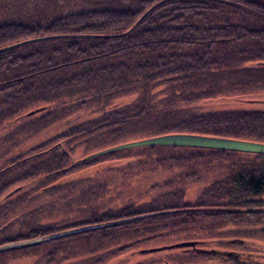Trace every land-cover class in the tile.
Listing matches in <instances>:
<instances>
[{
  "label": "trees",
  "instance_id": "16d2710c",
  "mask_svg": "<svg viewBox=\"0 0 264 264\" xmlns=\"http://www.w3.org/2000/svg\"><path fill=\"white\" fill-rule=\"evenodd\" d=\"M14 3L4 0L0 4V50L5 48L0 51V129L17 125L18 130L25 120L29 126H22L23 135L31 130L38 132L44 125L56 121L51 117L52 104L64 115L62 111L81 107L88 99L99 106L106 104L108 109L94 121L51 136L28 152H15V144L21 145V142L13 141L14 133L0 138V246L131 218L134 220L119 226L77 234L127 227L125 230L133 229V236L148 234L141 241L136 239L140 236H135L130 245L140 247L138 244L149 240L156 231L154 223L167 220L174 226L189 229L196 225L195 219H203L209 223L206 230L210 232L228 226L264 225V154L193 147L138 148L187 152L186 158L190 161L207 157L209 162L225 158L230 161L226 162L225 180H216L207 186L194 207H182L179 203L182 193L174 192L175 206L171 208H159L152 201L148 205L115 210L80 211L76 220L69 216L65 222L60 219L55 223L51 221L53 218L38 216L42 210L36 207L43 195L59 194L64 188L67 192L79 188L82 183L78 180L62 183L61 178L97 160H68L70 153L64 140L72 143L94 134L102 137L106 134L116 141L130 135L149 138L184 133L264 143V109L202 115L181 109L193 101L264 90V0H154L150 5L148 0H142L132 6L121 0L117 8L81 7L56 15L46 10L48 14H41L39 18L18 13ZM9 5L12 11H5ZM130 94L135 96L130 103L107 104ZM37 104L42 106L31 110ZM178 156L171 155L181 163L182 158ZM87 192L92 190L80 191ZM64 196V205L75 212L80 203L76 191L64 192ZM164 196L160 199L170 198L171 194ZM86 198L88 194L82 200ZM23 204L35 205V209L31 208L30 213L21 212ZM187 207H196V210L190 212ZM142 227L143 232L136 230ZM199 229L204 230L203 224ZM246 231L249 236L264 237L263 227ZM229 234L230 240L239 242L234 245L244 251L232 252L226 257L199 240L191 254L184 252L183 260L213 256L228 264H264V253H255L260 248L254 238L246 241L237 232ZM213 240L227 245L223 237ZM13 250L3 251L0 256Z\"/></svg>",
  "mask_w": 264,
  "mask_h": 264
},
{
  "label": "rangeland",
  "instance_id": "374dc122",
  "mask_svg": "<svg viewBox=\"0 0 264 264\" xmlns=\"http://www.w3.org/2000/svg\"><path fill=\"white\" fill-rule=\"evenodd\" d=\"M2 1L4 0H0V4H2ZM11 1L17 3V6L14 5V8H16L15 10L18 13L34 16L37 15L36 17L39 18L41 14H48L45 12L46 10H48L51 15H56L67 13V11H75L81 7V9L87 10L99 8L110 9L111 7L117 8L116 5L121 0ZM126 1H128L129 6H132L140 3L142 0ZM153 1L154 0H148V5ZM6 9L7 10L5 11H12L10 5L8 8L6 7ZM133 100H135V96L130 94L125 95V97L114 98L107 104L114 105L120 101L124 104L125 102L130 103ZM85 102V105L76 109L73 108L74 110L62 111L65 112V115L56 111L55 109L57 106L52 104L51 112L53 114L51 113V117H55L56 121L51 125H44V128L40 129L38 132H33L31 130L29 134L23 135L22 132H25V128L22 126H29L24 120L23 125H20L18 130L15 129V126L17 125H11L5 130L0 129V138L6 137L8 133L12 132L15 134L12 135L13 141H15V143L21 142V145L15 144V152L19 153L20 150L22 153L28 152L32 147L47 141L51 136L67 132L75 125L94 121L95 118L101 117L108 109L105 106L106 104H104V106L103 104L100 106L96 103L92 104L90 99ZM40 106H42V104L33 105L31 110H38ZM73 106H76V104ZM181 109H186L197 115L234 110L245 111L264 109V90L250 91L243 95H223V97L217 96L212 99L193 101L188 105H182ZM25 111L28 112L29 108ZM48 123L49 121L47 124ZM104 136L105 137H102L100 134H94L92 136L85 135L83 139L73 141L72 143L69 142V139L66 140V142L65 140L62 141L66 147H68V153H70L68 160L71 158V160L77 159L78 162H85L89 157L90 159L97 160L89 163V165L85 164L79 166L80 168L74 170V173H72L71 176H65L64 179L61 178L62 183L66 182L65 180H78L82 183L79 185V188L77 187L75 190H69L68 192L64 188V191L59 192V194H54V192L53 194L51 193L41 196L38 199V204L36 206L42 210L38 216H43V218H53L51 221L54 223L60 221V219H63L62 221L65 222L69 216L71 217V220H76L78 216H80L78 215L80 211L87 213V211L93 212L95 210H115L130 205H148L151 204L152 201H156L155 203H157L159 208H171V206H175V204H173L175 203L174 192L182 193L183 198L179 202L182 204V207H184V205L194 207L195 203H197V199L207 186L213 184L216 180H225L227 175L228 167L226 162H230L227 158L221 160L220 162L222 163L219 161L209 162L207 161L208 157L202 161H190L186 158L188 156L187 152L167 153L138 148V150L132 149L131 152H128V150V153L120 150L115 155L96 156V153L108 148L116 147V145L152 138H140L130 135L126 138H119L118 140L113 141L106 134ZM171 155H181L178 156V158H182V162H176ZM86 180H91V183L88 184V181L86 182ZM23 185L26 184H22V186ZM87 188H90L92 192H87L86 194H88L89 198H86V200L83 201L82 197L84 198V195L86 194L80 193V191L86 190ZM72 191H76L77 198L80 197L79 207L76 208L75 212L71 210L67 204L64 205L62 202L65 198L64 192L71 194ZM5 192L6 191H4L2 195H5ZM167 194H171V197L160 199ZM31 208L35 209V205L30 206L28 204H23L20 211L30 213ZM187 208L190 212H195L192 210H196V207ZM17 214L18 213L16 212L13 215ZM13 215H11V217ZM120 216L121 215H113V217ZM195 221H197L196 225L189 229L174 226L173 222L169 220L154 223V226L157 228L156 231L150 235L149 240H145L143 243L138 244L141 245L140 247H131L130 245L132 244V241H135L136 239L141 241L144 237H147L148 234H135V236H140L135 239V236H133V229L125 230L128 229L127 227L109 228V230H99L97 233L88 235L77 234V236L66 237L65 239L45 243L44 245L37 244L28 248L24 247V249H15L13 252H7V254L0 256V264H228L218 258L215 259L213 256L208 257L207 259L197 258V260H183V257L186 256L184 255L185 253L176 249L171 252H160L154 256L134 255V252L143 249L171 246L177 243L197 242L203 240V242H206L205 244L208 245L207 248L211 246V248H215V250L219 251L220 254L229 257L228 255L232 252L236 253L244 251L243 248L235 246L236 243L233 242L234 240H230L232 238L229 237L232 233L229 235L227 234L231 231L237 232L241 235L243 240L254 238V241H256L255 244L260 248L255 253H264V237L262 235L249 236L245 233H248L246 230L264 228V225L262 224L228 226L210 232L208 229L206 230L209 224L207 221L203 219H195ZM142 224L145 226L147 223ZM200 224H203L204 230L199 229ZM136 230L143 232L144 228L142 227L141 229ZM61 232H65V230H62ZM217 237H223L224 243H227V245H222L219 241L216 242V240H213ZM28 240L33 239L23 241ZM124 247L129 248L125 249ZM121 248H124V250ZM119 249H121V251H119ZM191 249L192 247H188V250H186L187 254H191ZM200 249L205 248L202 247Z\"/></svg>",
  "mask_w": 264,
  "mask_h": 264
},
{
  "label": "water",
  "instance_id": "95a60500",
  "mask_svg": "<svg viewBox=\"0 0 264 264\" xmlns=\"http://www.w3.org/2000/svg\"><path fill=\"white\" fill-rule=\"evenodd\" d=\"M5 49V48H4ZM4 49L0 51H4ZM36 112V111H35ZM187 147V148H198V149H209V150H220L250 154H264V143H255L251 141H243L238 139L220 138L211 136H200V135H189V134H170L162 135L159 137H152L149 139H141L137 142H129L127 144L116 145V147L108 148L104 151L96 153V156L106 155V153H114L120 150L135 149L138 147ZM90 158V157H89ZM134 219H122L120 221H113L105 224H98L88 227H78L77 229L66 230L65 232H58L55 234L45 235L44 237H37L33 240L23 241L21 243L5 244L0 246V253L3 251L21 249L24 247H32L37 244H43L48 241L56 240V238L65 237L66 235H73L82 232H88L89 230H95L109 226H119L123 223H129ZM234 243H239L233 241ZM198 243V242H197ZM196 242L177 243L171 246H164L163 248L154 250H143V253L154 252L156 250H171L175 248L186 249L188 247L194 248L197 245ZM201 253V252H200Z\"/></svg>",
  "mask_w": 264,
  "mask_h": 264
},
{
  "label": "flooded vegetation",
  "instance_id": "af4514ba",
  "mask_svg": "<svg viewBox=\"0 0 264 264\" xmlns=\"http://www.w3.org/2000/svg\"><path fill=\"white\" fill-rule=\"evenodd\" d=\"M48 235H50V234H48ZM11 244H13V242L11 243ZM2 245H5V244H2ZM159 248H163V247H157V248H151V249H143V250H154V249H159ZM22 249V248H21ZM176 250H179L180 252H185L186 250H188V248H186V249H183V248H175ZM175 249H171V250H165V251H172V250H175ZM213 249H215V248H213ZM143 250H139L138 252H134L135 254L134 255H136V254H139V255H153L154 253H160V252H165V251H163V250H156V251H154V252H148V253H141V252H143ZM214 252H216V253H218L219 251H217V250H213ZM207 252V251H206ZM210 252V251H209ZM0 254H2V253H0Z\"/></svg>",
  "mask_w": 264,
  "mask_h": 264
}]
</instances>
